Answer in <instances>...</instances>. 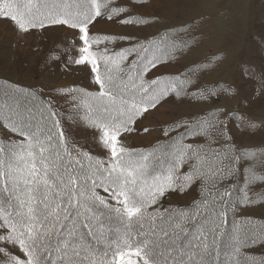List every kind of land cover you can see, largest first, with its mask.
Wrapping results in <instances>:
<instances>
[{"label":"snow or ice","instance_id":"6c2138e0","mask_svg":"<svg viewBox=\"0 0 264 264\" xmlns=\"http://www.w3.org/2000/svg\"><path fill=\"white\" fill-rule=\"evenodd\" d=\"M106 3L0 0V19L11 20L25 33L49 25L78 31V53L72 62L90 66L100 91L95 95L74 88L60 91L72 94L73 100L80 92L76 105L82 110L79 118L98 130L99 141L109 153L105 163L70 145L57 119L60 114L50 104L44 107L34 92L0 96V129L16 137L6 142L0 139V229L5 233L0 235V241L5 242L0 254L6 257L5 264H217L215 244L228 193H208L190 209L165 216L147 209L158 196L175 190L179 178L174 173L180 163L190 162L192 172L185 175L186 181L203 176L214 187L234 160L211 148L203 153L175 141L168 146L175 149L169 153L174 157L173 166L164 170L157 166L149 175L151 161L158 159L157 150L134 156L124 146L121 136L132 130L135 117L155 108L168 90L174 92L176 82H164L162 87L159 79L152 80L151 91L138 83L143 73L162 62L148 49L135 76L132 70L119 75L126 54L105 56L92 51L101 38L90 36L88 26L103 14L101 8ZM120 11L123 9L115 10ZM97 187L107 197L98 195ZM100 208L104 211H96ZM113 222L117 227H111ZM244 223L253 225L250 220ZM256 235L254 225L244 236H238L237 231L227 235L233 257L245 237ZM8 243L18 245L24 258L11 255Z\"/></svg>","mask_w":264,"mask_h":264},{"label":"rangeland","instance_id":"374dc122","mask_svg":"<svg viewBox=\"0 0 264 264\" xmlns=\"http://www.w3.org/2000/svg\"><path fill=\"white\" fill-rule=\"evenodd\" d=\"M116 9L123 11L116 13ZM101 11L103 14L88 26L90 36L101 38L92 51L105 56L126 54L119 75L132 70L135 76L148 55L144 50L148 49L155 52L156 58H162V62L143 73L138 83L151 91L152 80L159 79L162 87L164 82H176L174 92L168 90L155 108L135 117L130 125L132 130L121 136L127 149L138 154L166 148L160 157L163 162L168 159L167 168L170 161L173 166L174 157L169 153L175 150L168 146L175 141L192 148L201 145L214 148V145L231 142L240 152L264 150V0H107ZM124 20L134 22L126 24ZM99 22L113 23L115 27L108 26L122 32L96 30ZM174 31L178 35H190L194 44L176 51L170 50L167 44V53L161 52L160 46L165 45L155 39L164 32H168L167 38H170ZM78 35L76 29L66 25H49L25 33L11 20L0 19V80L39 92L60 114L57 119L69 144L107 163L109 153L99 141L98 130L88 127L79 118L82 110L76 105L80 92L75 93L77 99L73 100L72 94L60 91L74 88L92 95L100 91L90 66L72 62L77 58ZM177 42L175 37L170 41ZM132 65H136V69H132ZM100 71H104L102 63ZM166 104L173 109L164 108L160 113V108ZM206 118L212 123L211 130L203 129L208 124ZM203 120L207 122H199ZM197 127L199 131H193ZM0 138L5 142L16 139L2 129ZM257 160L258 157L251 155L247 163L253 167ZM188 166L189 162L179 164L174 173L179 178L175 190L169 189L158 196L148 212L165 216L198 201L203 194L202 183L198 178L192 182L184 179ZM258 171L250 172L255 180L253 184L246 183L249 176L242 172L239 189L243 197L249 198L237 209L231 206V213L236 210L235 216L240 221L250 218L264 224V181L259 179ZM95 191L102 197L108 195L99 187ZM113 203L109 200V204ZM229 216L232 217L230 213ZM111 227L117 224L113 222ZM237 228L219 237L223 243L218 253L223 260L217 264H232L231 245L225 237ZM4 234L0 229V235ZM248 243L247 240L240 247L242 256L254 261L261 259L264 264V241L258 246ZM4 245L5 242L0 241V247ZM7 251L24 258L18 245L8 243ZM5 260L0 254V264H5Z\"/></svg>","mask_w":264,"mask_h":264},{"label":"trees","instance_id":"16d2710c","mask_svg":"<svg viewBox=\"0 0 264 264\" xmlns=\"http://www.w3.org/2000/svg\"><path fill=\"white\" fill-rule=\"evenodd\" d=\"M167 34L168 32H164L163 34L160 35V37L158 39L159 43H163V45L165 46H160L162 47L160 50H162L161 52H165L167 53V44H170V50H182L184 49L185 45L188 46H192L194 43V39L190 36V35H178L177 31L172 32V34L170 33V38H167ZM173 37H175V39H178L177 43H170L171 39H173ZM158 43V44H159ZM29 91V92H34L37 100H39L41 103L44 104V107H47L49 102L47 99H45L39 92L31 89V88H27V87H23L5 80H0V96H2L5 92L7 93H11V94H19L21 91ZM51 104V103H50ZM52 108V107H51ZM53 110V108H52ZM213 117V116H211ZM206 120H208L206 118ZM200 123H205L207 121L203 120V121H199ZM61 127V125H60ZM63 129V126L61 127ZM212 128V123L208 120V124L205 128L203 129H208L211 130ZM66 138V136H65ZM1 139V138H0ZM67 139V138H66ZM208 140L211 139L210 136L207 137ZM68 143H70V141L67 140ZM72 145V144H71ZM204 145L198 146V147H194V150H198L201 151L203 153L208 152L209 147L207 146L206 148L203 147ZM213 151H218L221 156H225L227 155L228 157H230L232 160H234L233 163H231V167L230 170L225 172L222 176H220V178L218 180H216L215 186H212V181L209 180L207 177H198V179L201 181L202 183V187H203V194H201V196L199 197L198 201H201L204 199L205 195L210 193L212 196H215V194L217 192L220 193H228L229 195H227L225 197V203H224V209H225V215L223 217V223L221 224V231L220 234L217 236L216 239V244H215V250H216V256H217V261L220 262L222 261V257H221V253L220 252V248L219 246L223 243V240L221 241V239H219L220 236H225V234L227 232H229L230 230L234 229L236 227L237 228V235L238 236H244V233L249 231L253 225L255 228V231L257 233L256 236H247L244 239L245 241H249L248 244H250V246H258L259 242L264 241V228H261V225H264L263 222L261 221H253L250 218H245L243 220H238L235 216V211L231 213V206L236 207L240 206V204L243 205V203L245 202V200L247 198H249L247 195L245 197H243L242 191L239 189L240 186L239 184L241 181V174L242 172L248 174V181H246V183L249 184H253L255 182L254 178L252 179L250 176V172H252V170L257 169L259 170L257 173L259 174V177H264V150L259 149V150H248L246 152H240V150H238L236 148V145L231 144V142H224V143H220L218 145H214V148L210 147ZM166 148H161L159 149L160 151H157V155H158V159L152 160L151 161V167L149 168V175H151L152 169L156 168L157 166H160L162 168V170L167 169V167H165L166 162L168 161V159H166L164 162L161 161V157L160 155L162 154V152L164 153V150ZM154 149H151L149 152H145V151H141L144 153H151ZM168 151V150H167ZM247 154H251L254 157H258V160L256 161L255 165L249 166L248 165V159L251 157V155H247ZM134 156L137 155L136 153L133 154ZM151 159V157H150ZM172 161H170L169 163V167H172L171 164ZM245 162V163H244ZM190 163V162H189ZM229 164V161H225V167H227ZM246 164V165H245ZM262 170V171H261ZM192 169L188 166L187 172L186 174H191ZM159 174V173H158ZM232 178V182H230V179ZM262 182L264 180H261ZM247 194V193H246ZM254 193H252L253 195ZM251 195V196H252ZM250 196V197H251ZM191 207L187 208V209H183V210H188ZM229 213L231 216H229ZM252 221L253 225H245V221ZM217 223H220V221H217ZM189 229L191 228V225L187 226ZM93 243H95V241H93ZM97 247H101L102 245H96ZM249 246V247H250ZM232 264H262L261 262H263L261 259H256L255 261L252 259H248L246 256H242V251L241 249L239 250V253L237 254V256L232 257ZM219 264V263H218Z\"/></svg>","mask_w":264,"mask_h":264},{"label":"crops","instance_id":"0c3cea01","mask_svg":"<svg viewBox=\"0 0 264 264\" xmlns=\"http://www.w3.org/2000/svg\"><path fill=\"white\" fill-rule=\"evenodd\" d=\"M106 24H104V23H102V22H99L98 24H96V26H95V29L96 30H99V31H105V30H108V29H113V30H115L116 32H118V33H121L122 31L120 30V29H116V28H111V27H109L108 26V24H111L112 26H114V24L113 23H107V22H105ZM115 27V26H114ZM164 108H167V111H169V110H171V109H173L171 106H168L167 104L165 105V106H162V108H160V113L162 112V110L164 109Z\"/></svg>","mask_w":264,"mask_h":264}]
</instances>
